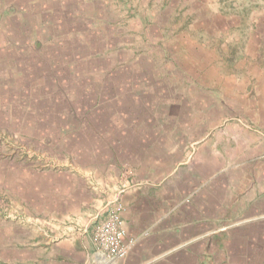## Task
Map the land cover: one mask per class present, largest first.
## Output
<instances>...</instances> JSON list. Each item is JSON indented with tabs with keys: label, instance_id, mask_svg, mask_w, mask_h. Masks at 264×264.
<instances>
[{
	"label": "rangeland",
	"instance_id": "374dc122",
	"mask_svg": "<svg viewBox=\"0 0 264 264\" xmlns=\"http://www.w3.org/2000/svg\"><path fill=\"white\" fill-rule=\"evenodd\" d=\"M0 9V246L35 231L40 175L58 184L82 175L92 193L96 170L113 165L125 176L120 198L135 151L168 169L178 159L182 174L206 142L233 187L255 167L264 0H0ZM263 222L221 225L232 260L261 240L237 231Z\"/></svg>",
	"mask_w": 264,
	"mask_h": 264
},
{
	"label": "crops",
	"instance_id": "0c3cea01",
	"mask_svg": "<svg viewBox=\"0 0 264 264\" xmlns=\"http://www.w3.org/2000/svg\"><path fill=\"white\" fill-rule=\"evenodd\" d=\"M260 92L264 93V85L256 91L261 100L254 108L258 117L254 122L263 133L264 95ZM258 138L249 154L256 165L247 169L239 179L242 183L234 187L232 168L217 172L215 153L207 142L199 148V163L182 174L178 159L168 169L162 161L136 160L142 151H135L134 159L129 158L135 168L131 171L134 177L129 176L133 184L120 198L118 185L125 176L113 165L96 170L98 189L92 193L82 175L73 184L69 177H62L58 184L60 177L53 173L40 175L35 184V231L13 233L9 238L15 244L0 246V264H264V222L250 231L242 227L234 235L241 240L261 239L249 252L260 257H249L248 249L241 248L243 262L239 263L232 260L228 245L232 233L220 229L225 222L264 220V137ZM135 172L143 182L136 183ZM122 204L129 207L121 212L128 237L144 231L149 234L128 258L116 260L101 250L93 235ZM18 220L28 222L31 218ZM18 239L28 241L23 245Z\"/></svg>",
	"mask_w": 264,
	"mask_h": 264
},
{
	"label": "built area",
	"instance_id": "2783aa9c",
	"mask_svg": "<svg viewBox=\"0 0 264 264\" xmlns=\"http://www.w3.org/2000/svg\"><path fill=\"white\" fill-rule=\"evenodd\" d=\"M128 205H120L111 211L109 217L102 221L93 235V241L102 251L116 260H125L139 242L145 240L148 231H144L136 237H128L123 227L121 212L128 210Z\"/></svg>",
	"mask_w": 264,
	"mask_h": 264
},
{
	"label": "trees",
	"instance_id": "16d2710c",
	"mask_svg": "<svg viewBox=\"0 0 264 264\" xmlns=\"http://www.w3.org/2000/svg\"><path fill=\"white\" fill-rule=\"evenodd\" d=\"M1 10V9H0Z\"/></svg>",
	"mask_w": 264,
	"mask_h": 264
}]
</instances>
